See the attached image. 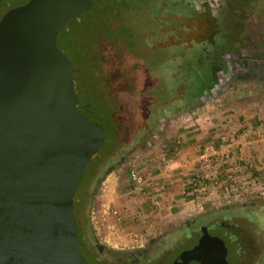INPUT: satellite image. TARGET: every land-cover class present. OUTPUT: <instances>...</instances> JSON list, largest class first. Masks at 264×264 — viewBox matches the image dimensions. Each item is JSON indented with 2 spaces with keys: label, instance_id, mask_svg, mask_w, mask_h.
Here are the masks:
<instances>
[{
  "label": "rangeland",
  "instance_id": "1",
  "mask_svg": "<svg viewBox=\"0 0 264 264\" xmlns=\"http://www.w3.org/2000/svg\"><path fill=\"white\" fill-rule=\"evenodd\" d=\"M16 2L0 0V13ZM114 6L124 17L128 41L124 47L136 60L143 59L144 72L133 69L129 74L155 97L145 111L128 100L123 121L136 120L142 127L151 123L152 128L140 137H135L136 128H132L131 143L136 147L125 146L109 163L92 160L86 167L89 180L80 196H90L89 206L78 216V230L95 247L102 246L101 256L112 264H167L195 243L197 237L191 232L199 231L198 223L188 226L193 218L236 205L229 219L242 226V216L249 213L252 221L239 244L238 240L227 243V259L230 264H264V129L253 135L259 142L250 152H234L245 159L241 162L220 147L225 132L231 129L237 140L240 134L237 125H223L227 113L264 109V0H126ZM134 62L130 56L125 66L130 70ZM217 64L223 65L224 74L212 91L204 92ZM212 119L215 128L211 124L194 133ZM217 126L224 127L223 131ZM177 140L184 146H201L199 158L205 151L214 154V149L216 156L224 153L229 158L220 167L197 160L199 164L185 176L182 194L191 176L203 180L201 191L193 198L183 194L182 203L170 198L172 192L163 185L164 171H171L170 160L179 156L174 153ZM210 140L212 148H207L204 145ZM245 164L252 165L246 177L241 176L246 179L232 186L227 173L239 177ZM214 168H218L217 176ZM133 172L142 177V184L135 183ZM221 214L208 221L214 222ZM151 240L156 242L147 249L150 261L143 256L136 262L121 260L116 252L139 248ZM239 246L241 259L237 261Z\"/></svg>",
  "mask_w": 264,
  "mask_h": 264
},
{
  "label": "water",
  "instance_id": "2",
  "mask_svg": "<svg viewBox=\"0 0 264 264\" xmlns=\"http://www.w3.org/2000/svg\"><path fill=\"white\" fill-rule=\"evenodd\" d=\"M103 0H29L0 20V264H92L78 238L74 197L107 139L81 103L57 34ZM225 218L203 225L170 264H229Z\"/></svg>",
  "mask_w": 264,
  "mask_h": 264
},
{
  "label": "trees",
  "instance_id": "3",
  "mask_svg": "<svg viewBox=\"0 0 264 264\" xmlns=\"http://www.w3.org/2000/svg\"><path fill=\"white\" fill-rule=\"evenodd\" d=\"M119 2L125 4L126 0H103L101 7L83 11L68 21L58 37L60 47L67 52L74 64V81L81 102L94 106L107 132L105 143L91 157L87 167L92 160L96 163L97 160L109 163L125 146H129L130 149L136 147V143H131L134 137L131 133L132 128H136L135 137L149 134L152 128L151 123L147 127H142L141 122L136 120L130 124L123 121V111L125 105L129 104L126 103L128 100L136 102L137 110L145 111L149 104L154 103L155 97L138 85L134 81L135 78L129 74L133 69L144 72L143 59L139 57V60H136L137 56H132L131 51L124 47L128 42L124 38L126 31L123 26L124 17L114 6ZM130 56L135 62L133 68L129 70L125 64ZM211 71L212 81L207 84L204 92L212 91L220 82L224 74L223 65L217 64ZM124 97L127 100H124ZM85 173L86 170L74 197V213L77 220L79 214L86 212L89 206L90 196L85 194L83 199L80 196L82 189L85 191V183L89 180Z\"/></svg>",
  "mask_w": 264,
  "mask_h": 264
},
{
  "label": "crops",
  "instance_id": "4",
  "mask_svg": "<svg viewBox=\"0 0 264 264\" xmlns=\"http://www.w3.org/2000/svg\"><path fill=\"white\" fill-rule=\"evenodd\" d=\"M263 108L264 107H262L261 109ZM256 110L257 109L253 107L251 110L242 109L241 112L226 114L225 116L226 122L223 125L226 127L228 125L235 124L237 125V128L240 131L239 132L240 134L237 137L238 138L237 146L232 149L231 153H234L237 151L239 152V150L241 152L244 150L246 153H248L250 152V149L253 147V145H255V141L259 142V139H256L253 135L257 133L258 131L264 129V109L261 110V112H258ZM222 119L224 118L222 117ZM197 123H200V122H197ZM211 124L212 125L214 124L212 127L215 128L216 124L214 123V120L212 119L210 121H206L202 123V129L201 130L195 129L194 133H198L199 131L206 130L209 126L211 127ZM222 128L224 127L222 126L216 127V129L219 130L220 132L223 131ZM227 133L231 134V129L230 131H227ZM211 142L212 140H210V142L208 141L207 143H205L204 146L207 145V148H210V147L212 148ZM186 144L187 143H185V146H184L182 142V145L180 146V151L179 153H177L179 156H175L173 160L172 159L170 160L169 168L171 169V171H167L166 169L163 173L165 177L163 178L165 179V182L163 183V185L166 186L165 190L172 192L170 194V198H172L174 201H177L178 203H182L184 201L182 190H183L184 181L187 178V177L185 178V176L188 173H191L190 170L195 169V166L199 164L197 162V160L199 161V154H197V152L201 150L200 149L201 146L199 145L197 147H194L192 146V143H189L187 145Z\"/></svg>",
  "mask_w": 264,
  "mask_h": 264
},
{
  "label": "flooded vegetation",
  "instance_id": "5",
  "mask_svg": "<svg viewBox=\"0 0 264 264\" xmlns=\"http://www.w3.org/2000/svg\"><path fill=\"white\" fill-rule=\"evenodd\" d=\"M16 1L17 2H16L15 5L4 8V10L0 13V20L3 18V16L5 15V13L8 12L10 9L15 8V7L22 6V5L26 4L29 0H16ZM102 3L100 4L99 7H101ZM99 7H95V8H99ZM90 9H94V8H90ZM85 10H88V9L81 10L77 16H79ZM76 17H74V18H76ZM74 18H71V19H74ZM71 19H69L68 21H70ZM68 21L66 22V24L68 23ZM66 24H65V26H66ZM65 26H64V28H65ZM62 30L57 34V45H58V47L62 51H64L67 54V52L60 47L59 42H58V37H59L60 33L62 32ZM80 102H81V100H80ZM81 103H83V102H81ZM255 205H256L255 202H253L252 206H254V208H256V206H257V205L255 206ZM235 207H237V206L236 205L235 206H225L224 208H222L220 211H218V212H221L222 213L221 216H220L221 218H217L214 222L213 221H208V218L211 217V216H213L214 214H216L218 212H207L203 216H200V217L197 216V217L193 218L191 220V222L188 223V226H190L192 223L194 225L196 223H198L197 230L200 231V228L203 225H207V224H209V225H215V224H218L220 221H222L225 218H231L232 217L231 216V213H232V211L234 210ZM242 217H243L244 225L238 226L236 224V222H234V225L232 227H229L226 230V232H225V234L223 236L224 237V240L226 242V245H227V243L229 241H230V243H234L236 240H238V244H239L240 243V240L239 239L240 238H243V236L245 235L244 234L245 229H247L248 227H251L250 226V223H251L252 219L249 218V213L248 214L246 213ZM186 232H188V231H186ZM84 234H85L84 231L78 230L79 243H80V246L82 248L83 254L86 257V259L90 263H92V264H112L111 261H109V260H107V259H105V258H103L101 256V253L103 252V247L100 246L99 244L97 245V247H95L93 245L92 240L89 237L85 236ZM191 234L193 235L194 232H191ZM190 235L187 236V240L186 241L189 240ZM155 242H156V240H151L148 243L144 244L143 246H140L139 248H132V249L120 250V251L119 250H116V249L115 250H116L117 253H119L120 255H122V257L120 258L121 260H128V259H130L131 261L136 262L137 259L140 258V256H143L145 259H147V249L150 247V245L155 246V244H154ZM227 248H228V246H227ZM240 248H241V246H239L237 248V254H238L237 255V261L239 259H241V256L239 254ZM228 251H229V249H228ZM138 254H140V255L137 256ZM115 255H116V253H115ZM175 258L171 259L167 264L172 263ZM147 260L150 261V258H148ZM160 264H166V263H164L162 261V262H160ZM229 264H230V262H229Z\"/></svg>",
  "mask_w": 264,
  "mask_h": 264
},
{
  "label": "built area",
  "instance_id": "6",
  "mask_svg": "<svg viewBox=\"0 0 264 264\" xmlns=\"http://www.w3.org/2000/svg\"><path fill=\"white\" fill-rule=\"evenodd\" d=\"M220 143H221V145H220L221 151H223V152H231L232 149L237 146V139H236L235 132H233L232 134H228V133L222 134L220 136ZM180 146H181V140H177L176 144L174 146V153L177 154L179 152ZM212 152L214 154H212L210 152H207V151L202 152L200 154V158H199L200 161H202L204 164H207V166L214 165L215 167H220L221 165H223V163L227 162L228 159H229V158L224 157V153L223 154H220V153L218 154L217 153V155H219V156H216V150L215 149ZM215 156H216L217 159H214ZM221 156H222V158H220ZM232 156L236 158V159H233V160L240 159V160H238L240 162L245 160V159H243L242 156H239V155H237L235 153H232ZM219 160H221V161H219ZM217 161H219V162L216 164ZM236 165H238V164L236 163ZM251 166H252L251 164H245V168L241 169L239 177L240 178L246 177L245 173H246L247 170H249V167H251ZM213 174L216 175V176L219 174L218 168H214ZM132 176H133V179H134L136 184H138V185L142 184V177L140 175H138L137 173L133 172ZM227 176L230 179L231 185L234 186V187H236L240 183V182L236 183V181H241V180L244 181V179H246V178L240 179L238 176L237 177L233 176L231 173H227ZM230 177H232V179ZM190 178L191 179L188 180V185L189 186H186L184 188L183 194L186 195V196L188 195V196L193 198V197H196V196L199 195V193L201 191V186L203 185L202 184L203 180H200L199 178H196V177H193V176H191ZM235 183H236V186H235Z\"/></svg>",
  "mask_w": 264,
  "mask_h": 264
}]
</instances>
